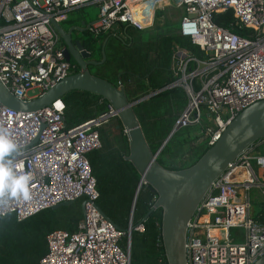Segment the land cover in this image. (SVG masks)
<instances>
[{"label": "built area", "instance_id": "2783aa9c", "mask_svg": "<svg viewBox=\"0 0 264 264\" xmlns=\"http://www.w3.org/2000/svg\"><path fill=\"white\" fill-rule=\"evenodd\" d=\"M86 4L99 7L86 28L94 37L122 25L149 28L165 7L182 10L177 33L200 54L174 48L169 87L181 88L187 103L173 133L196 125L200 143L210 147L239 112L264 99V0H0V82L17 99L31 100L74 73L77 65L65 59L52 21L60 23ZM226 9L237 26L253 33L242 37L216 24L214 16ZM33 89L39 93L30 96ZM63 111L60 98L32 112L0 103V130L17 146L7 158L10 167L15 175L31 176L28 198L0 195V218L22 221L64 201L86 200L75 231L46 235L39 264H130L127 240L120 246L125 231L97 209L87 158L101 147L98 127L117 112L107 103L104 112L66 127ZM252 188L264 198V138L240 152L201 200L187 227V264H253L264 255V221L250 211ZM234 227L244 229L243 242L231 240ZM134 230L142 232L143 225Z\"/></svg>", "mask_w": 264, "mask_h": 264}, {"label": "trees", "instance_id": "16d2710c", "mask_svg": "<svg viewBox=\"0 0 264 264\" xmlns=\"http://www.w3.org/2000/svg\"><path fill=\"white\" fill-rule=\"evenodd\" d=\"M214 21L242 37L253 33L252 29L237 26L233 12L229 9L216 14ZM119 29L120 33L110 34L105 43V61L99 67H91L90 71L116 86L121 85L129 101L166 87L175 80L171 70V57L175 46L196 55L200 54L199 49L188 38L175 32L174 24L155 27L147 37L143 32L148 28L140 31L122 25ZM106 36L105 34L102 38ZM94 50L95 54L101 55V45ZM94 68H98L97 71H93ZM104 69L107 71L105 75L101 73ZM76 71L78 67L74 72ZM60 99L64 103L63 119L66 127L77 125L106 110V101L85 90L67 91ZM186 103L187 98L181 88L168 87L133 106L152 151L159 147L161 140L171 131L174 120ZM118 124V119L113 118L98 127L101 147L88 153L87 158L98 191L96 205L120 230H124L128 226L139 175L125 158L128 155L127 139L122 128H116ZM191 130L197 131L198 127L190 125L173 133L157 156L160 165L170 170H179L195 163L208 148L202 143H199L202 149L193 161L179 166L172 158L177 155L173 150L178 148L177 151H180L188 144L187 138L181 139L183 132L188 133ZM11 155L10 153L9 156ZM153 203L154 194L142 185L134 206L133 225L144 217ZM80 206L81 201L75 200L67 206L44 209L22 221H17L13 215L1 217L0 264H39L47 250L46 235L55 229L75 231L82 218ZM161 214L160 208L155 209L142 223V232L134 229L131 231L130 264H166L161 236ZM257 217L264 221V201ZM125 244L126 237H123L120 246L124 248Z\"/></svg>", "mask_w": 264, "mask_h": 264}, {"label": "water", "instance_id": "95a60500", "mask_svg": "<svg viewBox=\"0 0 264 264\" xmlns=\"http://www.w3.org/2000/svg\"><path fill=\"white\" fill-rule=\"evenodd\" d=\"M52 24L64 44L65 59L69 62L73 61L78 71L26 102L17 99L0 82V103L17 111L32 112L49 106L67 91L75 89L95 93L102 100L110 103L117 112L116 118L119 124L116 128H122L126 135L128 155L125 158L131 162L139 175L130 207L128 226L124 229L129 251L131 231L142 224L155 209L160 208L162 211L161 236L166 264H187L185 254L187 227L201 200L211 184L240 152L264 138V99L256 101L239 112L226 126L220 138L208 147L194 164L179 170L167 169L157 162V156L172 136L173 130L171 129L160 146L152 151L133 106L160 93L169 85L129 101L121 86H116L90 71L89 67L98 66L105 61L106 42L104 41L101 46V60H93L90 59L91 52L80 41L72 42V30L75 28L82 33L84 29L71 27L69 30H64L60 23L52 21ZM142 184L154 194L155 199L144 217L133 225L134 206ZM73 202L64 201L51 206L50 209L67 206ZM85 202L86 200H83L80 206L82 216ZM97 209L106 220L119 229L98 206ZM253 264H264V255Z\"/></svg>", "mask_w": 264, "mask_h": 264}, {"label": "rangeland", "instance_id": "374dc122", "mask_svg": "<svg viewBox=\"0 0 264 264\" xmlns=\"http://www.w3.org/2000/svg\"><path fill=\"white\" fill-rule=\"evenodd\" d=\"M98 11H99L98 5L86 4L84 6L77 7L75 9H72L71 11L67 12L66 18L68 20H70V19L75 20L77 23L82 24V25H83V23L88 24L91 20L96 19ZM181 15H182V10L180 8L165 7L164 10H162V11L158 10L156 12L153 25L150 26L148 29H146L145 32H143V35H145L147 37L150 35L149 34V33H151L150 31H153V29L155 27L162 28L165 26V24H174V26L176 28L175 32H177V29L179 27V19H180ZM87 33L93 39H96V38L101 39V41L103 42L102 36H104V34L99 36V37H94L89 32H87ZM112 33L113 34L120 33L119 27L114 28L112 30V32H110V34H112ZM102 42H100V41H97L96 43L94 42V45H92V46L99 48L100 45L102 44ZM95 56L98 59H101V57H102V55L99 56V53H96ZM97 69L98 68H94L93 71H97ZM101 73L105 75L107 73V71L104 69ZM38 93H39L38 89H33V90L28 92V94L30 96H35ZM198 136H199V133L196 130H194V131L191 130L188 133L183 132V137L182 138L180 137V138L181 139L187 138L188 144H185L181 148L180 151H177L178 148H176L175 151L173 150V153L176 152L175 154H177L174 157H172V158H174L176 165H179V166L184 165V164H186V162L193 161L196 158V156H198V154L200 153V150L202 149L201 146L199 147L200 140H199ZM163 140L164 139H162L160 143H162ZM174 143H176V141H174ZM167 160H168V158H167ZM253 164H254V161H253ZM250 197H251L250 211L252 214H255L261 209V205L264 201V198L260 196L258 190L255 188H252L250 190ZM243 235H244V229L243 228L234 227V228H231V230H230L231 240L234 242H243Z\"/></svg>", "mask_w": 264, "mask_h": 264}, {"label": "clouds", "instance_id": "9594fccd", "mask_svg": "<svg viewBox=\"0 0 264 264\" xmlns=\"http://www.w3.org/2000/svg\"><path fill=\"white\" fill-rule=\"evenodd\" d=\"M17 146L9 138L6 130H0V195L28 198V182L31 176L28 174L15 175L10 167L11 160L6 157L16 151Z\"/></svg>", "mask_w": 264, "mask_h": 264}, {"label": "flooded vegetation", "instance_id": "af4514ba", "mask_svg": "<svg viewBox=\"0 0 264 264\" xmlns=\"http://www.w3.org/2000/svg\"><path fill=\"white\" fill-rule=\"evenodd\" d=\"M66 22H68V23H66ZM61 26H62V28L64 30H69L71 27H76V28L77 27H80V28L84 29V31L82 33L78 32L77 29H75V28L72 30V32H71L72 42L78 40V41H80L83 44V46L85 48L87 46H91V48H86L92 54V57L90 59L97 60V61L101 60V59L96 58V56H95L96 54L94 53L95 47L92 46V45H94V42L96 43L97 41H100V42H102V41H101V39H97V38L96 39H93L86 32L87 31V29H86L87 28V25L85 26L84 24L82 25V24L77 23L75 20H71V19L70 20H67V18H66L65 20L62 21ZM106 35L107 36L104 39L102 38L103 39V42L104 41L105 42L107 41V39L109 38L110 33H107ZM61 42H62V39H61ZM62 44H63V42H62ZM101 46H102V44H101ZM63 48H64V44H63ZM70 62H72V61L70 60ZM91 67H93V66H91ZM91 67H89V68H91Z\"/></svg>", "mask_w": 264, "mask_h": 264}, {"label": "crops", "instance_id": "0c3cea01", "mask_svg": "<svg viewBox=\"0 0 264 264\" xmlns=\"http://www.w3.org/2000/svg\"><path fill=\"white\" fill-rule=\"evenodd\" d=\"M67 20H68V19H67ZM92 21H93V20H91L90 22H92ZM90 22H89V23H90ZM61 23H62V21L60 22V24H61ZM66 23H68V22H66ZM89 23H88V24H89ZM88 24H85V26L88 25Z\"/></svg>", "mask_w": 264, "mask_h": 264}]
</instances>
